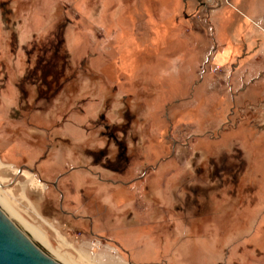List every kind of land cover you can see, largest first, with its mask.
<instances>
[{
  "label": "rangeland",
  "instance_id": "rangeland-1",
  "mask_svg": "<svg viewBox=\"0 0 264 264\" xmlns=\"http://www.w3.org/2000/svg\"><path fill=\"white\" fill-rule=\"evenodd\" d=\"M263 39L264 0H0V196L62 264H264Z\"/></svg>",
  "mask_w": 264,
  "mask_h": 264
},
{
  "label": "water",
  "instance_id": "water-1",
  "mask_svg": "<svg viewBox=\"0 0 264 264\" xmlns=\"http://www.w3.org/2000/svg\"><path fill=\"white\" fill-rule=\"evenodd\" d=\"M0 264L62 263L32 241L0 209Z\"/></svg>",
  "mask_w": 264,
  "mask_h": 264
},
{
  "label": "crops",
  "instance_id": "crops-1",
  "mask_svg": "<svg viewBox=\"0 0 264 264\" xmlns=\"http://www.w3.org/2000/svg\"><path fill=\"white\" fill-rule=\"evenodd\" d=\"M243 1H245V0H243ZM264 40V39H263ZM256 56L258 57L256 60H255V62H253L252 64H246V65H242V67H243V69H245V71H247V72H263L264 71V41L259 45V47H256ZM242 69V68H241ZM138 169H139V166H136V167H134V171H133V175L132 176H136V171H138ZM116 170H119V169H116ZM123 170V169H122ZM143 172V176H142V181L143 180H145V176H146V172L147 171H145L144 170V167H143V170H142ZM136 172V173H135ZM100 178V177H99ZM155 180L154 181H156L157 183H162L163 181H165L166 179H165V177H164V179L163 180H159L158 178H154ZM166 181H168V180H166ZM152 182H151V180L148 182V180H146L145 181V183L144 184H142V186H143V188H145V190H146V188H149L150 190L149 191H151V190H153L152 189V184H151ZM155 183V182H154ZM138 184H141V182H135L134 184H130V189H131V187H133V189L135 188V187H137L136 185H138ZM87 191L85 190V189H83L81 192H79V195L82 197V198H88L89 197V195L87 196ZM111 197V196H110ZM120 200V199H119ZM95 201L97 202L98 201V198L96 197L95 198ZM131 263H132V261H131ZM134 263V262H133ZM135 264V263H134Z\"/></svg>",
  "mask_w": 264,
  "mask_h": 264
},
{
  "label": "bare ground",
  "instance_id": "bare-ground-1",
  "mask_svg": "<svg viewBox=\"0 0 264 264\" xmlns=\"http://www.w3.org/2000/svg\"><path fill=\"white\" fill-rule=\"evenodd\" d=\"M31 60V59H30ZM36 97V96H35ZM0 209L7 215V217L13 221L21 231H23L32 241L41 242L46 245L48 249L51 250L49 245L46 243L43 235L32 225L26 222L20 215H18L15 210L5 201L4 198L0 196ZM55 257H59L55 252ZM55 259V258H54ZM60 259V257L58 258ZM61 260V259H60ZM64 261V260H63ZM60 262V261H59ZM65 262V261H64ZM65 264V263H64Z\"/></svg>",
  "mask_w": 264,
  "mask_h": 264
},
{
  "label": "flooded vegetation",
  "instance_id": "flooded-vegetation-1",
  "mask_svg": "<svg viewBox=\"0 0 264 264\" xmlns=\"http://www.w3.org/2000/svg\"><path fill=\"white\" fill-rule=\"evenodd\" d=\"M36 62H37V61H36ZM39 67L42 68V70H44V67H42L41 64L39 65ZM11 85H13L14 88H15V90H16L17 92H19L21 95H23V94L25 95V94H26L27 91H25V89H28V87L23 85V80L13 81ZM12 108H13L14 110L17 109L16 107H12ZM105 128H106V130L108 131L107 134L111 136L112 143H116L117 146H120V147H121V142L118 141V139H117V138L115 137V135L112 133L114 129H111V130H110L108 125H105ZM122 146H123V145H122ZM47 154H48L47 152H44L43 155L40 157V160H37L38 162H35V163L33 164L32 167H28V166H26V165H24V166H22V167H23V168H26L27 170H29V171L33 172L34 174H36V175H38V176L41 177V175H40V171L38 170V166H37V164H38L42 159H46V158L48 157ZM119 156L121 157V155H119ZM119 156H118V157H119ZM106 158H108V157H106ZM125 161H126V159H124L123 161H120V163H123V162H125ZM81 168H83V169H88V167H84V166L81 167ZM100 178H101V177H100ZM55 183H56V185H54V182H53V181L51 182L52 186H55L56 188H58V181H55ZM58 190H59L61 193H63L60 189H58ZM81 191H82V190H81ZM87 196H88V193H87Z\"/></svg>",
  "mask_w": 264,
  "mask_h": 264
}]
</instances>
